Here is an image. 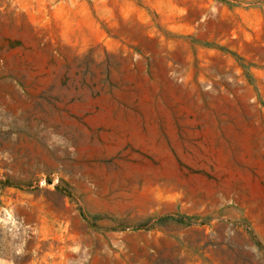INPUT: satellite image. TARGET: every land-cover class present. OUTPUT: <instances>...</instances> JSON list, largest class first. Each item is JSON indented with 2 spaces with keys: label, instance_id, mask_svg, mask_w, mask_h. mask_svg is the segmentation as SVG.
Masks as SVG:
<instances>
[{
  "label": "rangeland",
  "instance_id": "374dc122",
  "mask_svg": "<svg viewBox=\"0 0 264 264\" xmlns=\"http://www.w3.org/2000/svg\"><path fill=\"white\" fill-rule=\"evenodd\" d=\"M0 264H264V0H0Z\"/></svg>",
  "mask_w": 264,
  "mask_h": 264
}]
</instances>
